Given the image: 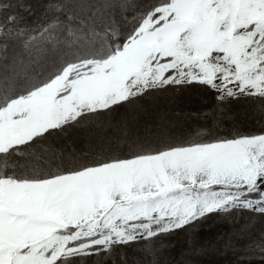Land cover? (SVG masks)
I'll list each match as a JSON object with an SVG mask.
<instances>
[{
    "label": "snow or ice",
    "instance_id": "1",
    "mask_svg": "<svg viewBox=\"0 0 264 264\" xmlns=\"http://www.w3.org/2000/svg\"><path fill=\"white\" fill-rule=\"evenodd\" d=\"M189 88L232 127L174 137L141 104ZM245 214L218 244L264 264V0H0V264H159Z\"/></svg>",
    "mask_w": 264,
    "mask_h": 264
},
{
    "label": "rangeland",
    "instance_id": "2",
    "mask_svg": "<svg viewBox=\"0 0 264 264\" xmlns=\"http://www.w3.org/2000/svg\"><path fill=\"white\" fill-rule=\"evenodd\" d=\"M141 104L157 123L162 119L168 132L178 138H204L210 133L223 134L233 123L224 122L217 126L211 115L207 118L202 115L210 112L213 100L195 88L158 93L145 98ZM230 108L232 112L238 114L235 121L237 127L241 130L253 129V124L246 121L245 116V113L251 111L250 105L244 102L234 103ZM216 115L219 116L218 113ZM69 140H75L74 146L77 148H82L86 144L85 137L78 133H71ZM247 218V214L236 221L212 216L194 229L169 237L159 255V264H236V259L230 252L221 250L218 238L245 224ZM261 226L264 225L258 221L256 227ZM128 259L131 264L134 259H139V255L129 250Z\"/></svg>",
    "mask_w": 264,
    "mask_h": 264
}]
</instances>
